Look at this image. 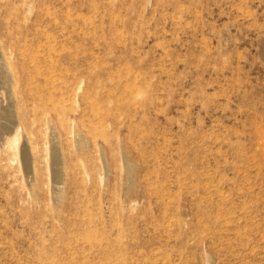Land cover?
I'll use <instances>...</instances> for the list:
<instances>
[{"label":"rangeland","instance_id":"374dc122","mask_svg":"<svg viewBox=\"0 0 264 264\" xmlns=\"http://www.w3.org/2000/svg\"><path fill=\"white\" fill-rule=\"evenodd\" d=\"M0 264H264V0H0Z\"/></svg>","mask_w":264,"mask_h":264},{"label":"bare ground","instance_id":"6f19581e","mask_svg":"<svg viewBox=\"0 0 264 264\" xmlns=\"http://www.w3.org/2000/svg\"><path fill=\"white\" fill-rule=\"evenodd\" d=\"M55 104H56V102H55ZM79 106H77V108H78ZM77 110V109H76ZM100 121V120H99ZM89 123V122H88ZM92 123V122H91ZM99 145V144H98ZM53 153V152H52ZM53 157V156H52Z\"/></svg>","mask_w":264,"mask_h":264}]
</instances>
